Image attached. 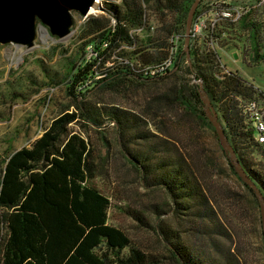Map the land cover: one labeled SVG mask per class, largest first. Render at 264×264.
<instances>
[{"label": "trees", "instance_id": "16d2710c", "mask_svg": "<svg viewBox=\"0 0 264 264\" xmlns=\"http://www.w3.org/2000/svg\"><path fill=\"white\" fill-rule=\"evenodd\" d=\"M193 1L121 0L120 8L113 5L106 8L110 18L91 17L86 21L80 35L84 40L80 52L83 54L84 46L109 32L111 18L116 21L111 43L117 37L118 42L129 44L127 29L142 23L147 13L143 7L145 4L158 13L162 21L166 13L172 17L171 21L157 28L161 33H157V38L166 37L173 31L183 32ZM101 6L100 2L98 7ZM255 22H246L243 26L255 28L256 40L250 46L252 60L261 57L258 54L261 36L257 30L262 24ZM149 44L152 45V57L164 54L159 51L162 43L154 44L149 40ZM138 51H142V47H138ZM189 59V65L183 70L193 75L194 83L189 86L179 84L177 74L180 69L152 80L111 71L107 78L84 93H77L75 89L89 74L93 63L83 67L73 65L66 91L73 99L75 111L55 118L29 147L8 155L0 169V264H156L154 258L132 245L123 232L107 224L110 202L90 183L95 175L90 143L68 129L70 123L80 119L91 128L113 123L127 161L139 170L145 186L167 191L175 215L198 223H214L217 219L212 201L196 172L197 167L192 166V153L183 145L181 149L174 137L163 134L154 124L151 126L158 135L152 133L131 110L97 106L98 102L87 101V94L93 90L122 92L129 87L157 84L169 78L171 87L156 98L202 121L188 103V99L201 103L198 92L201 85L224 121V133L238 163L264 197V171L260 167L253 169L255 163L250 158L253 150H260L261 155L264 151L255 147L253 132L246 129L239 106L241 101L263 97L264 93L236 72L222 74L216 52L205 45L198 49L189 47ZM131 144H138L140 149L131 150ZM247 189L258 203L252 190ZM133 216L144 223L145 219L138 213ZM192 230L201 233L196 226H192ZM160 232L177 264H239L237 254L233 256L228 252L214 256L191 248L189 244L177 243L178 231L161 227Z\"/></svg>", "mask_w": 264, "mask_h": 264}, {"label": "rangeland", "instance_id": "374dc122", "mask_svg": "<svg viewBox=\"0 0 264 264\" xmlns=\"http://www.w3.org/2000/svg\"><path fill=\"white\" fill-rule=\"evenodd\" d=\"M249 1L229 0L234 5ZM101 3L102 6L86 18L72 13L71 33L64 41L50 37L46 31L42 36L40 31L43 28L37 22L32 49L26 50L14 44L0 45V169L8 155L22 147H29L55 118L75 111L66 86L73 65L82 67L84 64L79 49L84 41L80 39L84 24L91 17L110 18L106 8L111 5L120 8L121 0H101ZM145 7L149 25L161 34L157 28L171 21V15L165 11L167 15L162 21L149 5ZM261 8H264V3L234 25L222 22L216 31L213 49L220 63L264 93V15L259 14ZM259 18L262 26H258L257 30L261 36L258 39V54L261 57L252 60L250 46L256 40L255 28L243 26L253 20L260 22ZM82 49L84 51L85 46ZM186 65L183 64L177 74L182 86L194 83L193 75L183 71ZM171 85L172 81L166 78L157 84L129 87L122 92L93 90L87 94L86 100L98 102L97 106L131 110L152 133L158 135L151 126L154 124L163 134L174 137L180 147L183 145L192 153V166L197 167L196 172L212 201L217 219L214 223H198L175 215L167 191L145 186L139 170L127 161L113 123L91 128L80 119L70 123L68 129L90 143L95 171L90 183L110 202L107 224L123 232L132 245L154 258L156 264H177L169 253L170 246L160 232L161 227L178 231L177 243L189 244L191 248L214 256L228 252L233 256L237 254L239 264H264L259 204L230 167L227 153L205 116V105L188 99L190 109L203 119L200 121L156 98ZM93 88L94 85L87 89ZM210 103L226 132L218 109ZM130 149L140 147L131 144ZM250 158L255 163L253 169L260 167L264 171V156L260 150H253ZM134 213L141 215L144 223L139 222ZM192 226H196L201 233L193 231Z\"/></svg>", "mask_w": 264, "mask_h": 264}, {"label": "built area", "instance_id": "2783aa9c", "mask_svg": "<svg viewBox=\"0 0 264 264\" xmlns=\"http://www.w3.org/2000/svg\"><path fill=\"white\" fill-rule=\"evenodd\" d=\"M207 1V3L202 1L199 4L192 18L189 30V47L193 49L205 45L208 49L214 51L216 31L222 22L234 25L242 17L264 3V0H251V2H245L241 5H234L229 0ZM143 7L145 8V5ZM115 24V19L111 18L108 25L109 32L96 42L85 46L83 66L88 63L93 64L86 78L76 86L77 93H84L88 90L87 88L107 78L111 71H121L129 77L152 80L164 78L173 68L177 71L182 68L183 64H187L183 53L184 40L182 32L173 31L166 37L157 38L154 27L149 25L150 23L144 15L140 25L127 29L129 44L124 41L118 42L117 37L114 43H111L110 40L115 34ZM149 40L154 44L162 43V47L159 48V51L164 53L162 56H151L153 52ZM138 47H142V51L137 52ZM219 67L222 74L233 72L220 62ZM255 89L258 88L255 87ZM239 106L246 129L253 132L255 147H259L264 151V96L246 102L241 101Z\"/></svg>", "mask_w": 264, "mask_h": 264}, {"label": "water", "instance_id": "95a60500", "mask_svg": "<svg viewBox=\"0 0 264 264\" xmlns=\"http://www.w3.org/2000/svg\"><path fill=\"white\" fill-rule=\"evenodd\" d=\"M200 0H194L186 15L183 31V53L189 65V30L194 12ZM95 8V0H0V45L14 44L26 50L34 47L38 26L52 38L64 41L71 33L72 13L86 16ZM173 68L169 74L175 72ZM201 102L205 105V116L215 129L222 149L227 153L230 165L239 179L252 190L260 209L264 244V197L238 163L235 153L221 127L217 114L201 85L198 87Z\"/></svg>", "mask_w": 264, "mask_h": 264}, {"label": "bare ground", "instance_id": "6f19581e", "mask_svg": "<svg viewBox=\"0 0 264 264\" xmlns=\"http://www.w3.org/2000/svg\"><path fill=\"white\" fill-rule=\"evenodd\" d=\"M100 2H101V0H95V8H92V9L89 11L88 14H92V13L96 12L95 9L98 8V5H99ZM40 32L42 33V36H44V35L46 34V32H45L44 29H41Z\"/></svg>", "mask_w": 264, "mask_h": 264}, {"label": "crops", "instance_id": "0c3cea01", "mask_svg": "<svg viewBox=\"0 0 264 264\" xmlns=\"http://www.w3.org/2000/svg\"><path fill=\"white\" fill-rule=\"evenodd\" d=\"M262 9V10H261ZM260 9V12H259V14L260 15H264V8H261ZM256 10V9H255ZM255 10H253V11H255ZM259 10V9H258ZM250 13H252V11L250 12ZM260 19V18H259ZM260 22H261V19H260ZM262 26V25H261Z\"/></svg>", "mask_w": 264, "mask_h": 264}]
</instances>
